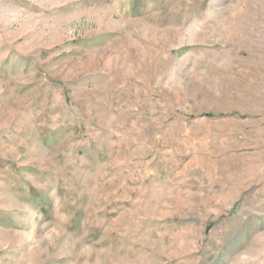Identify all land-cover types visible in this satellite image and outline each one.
<instances>
[{
  "label": "rangeland",
  "instance_id": "obj_1",
  "mask_svg": "<svg viewBox=\"0 0 264 264\" xmlns=\"http://www.w3.org/2000/svg\"><path fill=\"white\" fill-rule=\"evenodd\" d=\"M0 264H264V0H0Z\"/></svg>",
  "mask_w": 264,
  "mask_h": 264
}]
</instances>
